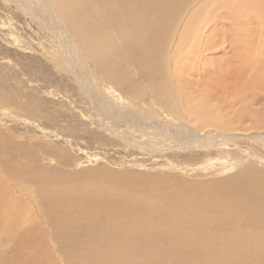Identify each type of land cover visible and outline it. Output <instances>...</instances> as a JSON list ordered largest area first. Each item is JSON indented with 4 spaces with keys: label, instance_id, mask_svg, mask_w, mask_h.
<instances>
[{
    "label": "rangeland",
    "instance_id": "obj_1",
    "mask_svg": "<svg viewBox=\"0 0 264 264\" xmlns=\"http://www.w3.org/2000/svg\"><path fill=\"white\" fill-rule=\"evenodd\" d=\"M20 1L0 0V191L12 196L8 202L0 192V264H79L81 257L101 264L105 251L121 237L133 253L131 264L136 259L181 264L199 261L197 256L211 252L221 232L228 231H246L254 237L251 243L262 239L263 252L250 264H264V87L252 86L264 48L244 61L236 28L222 15L209 22L219 0H78L66 14L59 0L50 5L29 0L42 9L41 18L26 14ZM55 6L63 19L55 17ZM49 8L55 11V24ZM205 8L207 22L199 15ZM195 14L198 43L176 59V32ZM45 25L63 28L88 69L76 66L72 73L64 65L57 34ZM76 72H82L87 85L93 80L90 90L105 93L113 87L117 94L107 101L133 118L144 117L140 128L146 127L148 136L123 121L99 117ZM189 105L204 107L228 127L200 128L187 112ZM259 120L263 125L255 127ZM152 124L163 134H150ZM106 129L121 132L131 144ZM172 132L176 141L169 138ZM150 141L157 144L151 147ZM109 185L116 191L157 190L167 210L188 200L202 212L203 222L223 214L213 219L221 220L215 223L218 231L201 233L206 249L191 247L181 254L161 215L149 232L133 229V217L145 213L144 205L131 207L110 198L97 207L99 202L84 195L71 203L73 220H63L58 211L52 219L46 200L44 205L39 201L43 187ZM111 219L127 223L130 231L111 227Z\"/></svg>",
    "mask_w": 264,
    "mask_h": 264
},
{
    "label": "bare ground",
    "instance_id": "obj_2",
    "mask_svg": "<svg viewBox=\"0 0 264 264\" xmlns=\"http://www.w3.org/2000/svg\"><path fill=\"white\" fill-rule=\"evenodd\" d=\"M38 1H41V0H38ZM45 1H46V3H49V5L51 4L50 0H45ZM72 1L78 2V0H59L61 7H62L61 9L64 13L66 11H68V9H71ZM20 3H22V0L20 1ZM34 3H35V1H34ZM37 3H35V4H37ZM22 4H23L22 7L26 6L25 7L26 9L24 10L26 14H28L30 16H32V15L35 16V14H36L35 17H39V18L42 17V14H41L42 9L39 8L38 6L33 7V4H31L29 0H24V3H22ZM80 4H83V3H80ZM215 4H216V7L213 9L214 14L209 16V19H210L209 22H211V21L214 22L217 16H221V15L224 16L228 20L231 27L236 28L237 40L239 41L238 42L239 50H242V53H243L242 56L244 57V61L245 60H251L252 58L256 57L258 55V50H260V48H264V0H219ZM46 5H48V4H46ZM158 6H160V4H158ZM55 7H54V9L57 13V16H55V15L54 16L57 17L58 20L63 19V18H59L58 10H56L57 7L56 8ZM80 7H81V5H80ZM49 9H50L49 13L52 14L50 18L55 24L56 21H55V18L53 16V14H55L54 13L55 11L53 10V8L52 9L49 8ZM221 9L223 10L222 13H218V11ZM207 12H208V10L206 8L204 9V11L201 10L199 12V15L204 16L202 18V20H204L206 22L208 21V20H206L207 18H205V14H207ZM73 15L76 16L75 14H73ZM196 19L197 18H196V14H195L191 17V20L188 22V24H186L184 26L183 29L176 32V37H175L176 48H175L174 58L177 59L179 56L181 57L182 55H184L183 53H184V50L187 49L186 47L191 46L192 44L195 45L196 43H198L197 36H199V35L196 34L197 33L196 30L198 27L197 26L198 23H196ZM79 20H81V19H79ZM73 21L74 20H72L71 23H73ZM45 26L47 27V29L51 30V32H54V35L57 34V38H58L57 46L62 50L61 55H62L63 63H65L64 65H66L67 68L72 71V73H73L74 69L76 68V66H79V67L82 66L84 69H88L87 65H86L87 62L85 63L84 61H80L81 60V58H80L81 52L79 53L78 50H75V48L71 47V45L69 44L70 39L69 40L67 39V36H66L67 33H65V31H63V28L59 29V26H56V28L55 27L51 28L50 25L49 26L45 25ZM73 26L76 27L77 31L80 30V26H78V27H77V25H73ZM84 30H85V28H84ZM86 40H87L86 43H89L91 45V43L88 41V39H86ZM263 51H264V49H263ZM255 54H257V55L255 56ZM239 55H241V53H239ZM239 55H237V56L242 57ZM82 58H83V56H82ZM169 58L170 57H169V53H168V55L165 56L164 61L168 62ZM83 62H84V64H83ZM255 69L257 70V74H256L254 81L252 82V84H253L252 86L264 87V71L261 72V70H264V59L257 64ZM80 71H81V69H80ZM76 75H77L76 76L77 82L80 85L79 87H81V90L83 92H85V94L88 96L89 99L92 100V104L94 105V110L97 112V115L99 117H103V115H105L107 117L110 116L109 117L110 120L113 119L115 121L116 120H119L121 122L123 121L124 123L130 124L134 128L135 127L139 128L140 132H145V135L148 136V134L146 133L147 130L145 129L146 127L140 128V126L143 125V122L141 123V121H143L144 117L142 119L133 118V116H129L123 112L124 109H123V107L121 108V105L115 106V105H112L113 103L111 104L109 102L110 100L107 101V99H108L107 96H109V95L114 96L115 93L117 94V92L115 91V89H113V87L110 86V88H108L107 92H105V93H103L97 89L90 90L89 87L93 88L92 85H94L93 80L91 81V83L89 82V85H90L89 86V85H87V81L85 80V77L82 74V72H80V74L76 72ZM101 80H104V79H101ZM101 80H99V81H101ZM101 82H103V81H101ZM118 99H120L119 100L120 102L123 101L121 98H118ZM201 106H204V105L202 104ZM201 106H195V105L190 106L189 105L187 107L188 114L196 121V123L199 122L200 128H204L206 126L208 127L209 125H214V126H218V127H222V128L228 127V124H229L228 122H225V121L220 122L221 119H218L219 117L217 118L216 115L209 113V111H207V109L204 108L205 106L203 108ZM136 114L142 116L141 113H139L138 111L135 112V115ZM168 118H169V116H168ZM106 120L103 119V123H104V121L106 123ZM100 121H102V119H100ZM134 123H137V126H139V127L133 125ZM104 125L107 126L106 124H104ZM153 125L154 124H152V127H151L153 129V131L150 134L153 135V134L161 133V135H162L163 130L160 129V130H162V131H160L159 129L156 128V126L154 128ZM182 125L183 124H179L178 128L183 127ZM262 125H263V123L260 122V120L255 122V124H254L255 127H260ZM164 129H165V131H169V129H167V128H164ZM182 129L185 133H188V134L193 133V130L188 129L187 126L183 127ZM204 129H206V128H204ZM106 130L109 131L111 135L118 136V138L123 139L125 142H128V143L130 142V140L122 138L123 134H121V132H120V134L119 133L116 134L115 132H113L109 129H106ZM168 134H169V138L171 140H174V141L177 140V139H175V138H177L176 134H175V137H173L174 136L173 132H172L173 135L170 133H168ZM153 136H155V135H153ZM132 140L134 141L135 144H138L135 142L136 140L134 138H132ZM198 141H199V139H198ZM129 144H131V142ZM150 144H151L150 146L153 147L157 143L154 141H152V142L150 141ZM177 144H179V143H177ZM139 145H141V144H139ZM141 147H143L144 150L145 149L147 150V146H145V144H142ZM235 166H237V165H235ZM225 170H228V168ZM12 175H14V173ZM14 176L19 178V176L16 174ZM15 181H17V180H15ZM263 182H264V180H263ZM112 186H114V185H109L108 187H105V188L86 187V188H82V189H77L75 187H66L64 189H59V190L53 189L51 191L47 190L46 188L43 187L44 189L43 188L40 189L41 191L39 192V194H40L39 195V201L41 202L42 205H44L43 202L46 200V204L49 206V208L52 209L51 218L58 211L59 216H57V217L62 218L63 220H73V218L70 215V211H71L70 208L72 205L71 203L72 202L73 203L78 202L79 200H81L80 197H82L84 195H89V196H91V198H93L97 202H99L100 204L97 203V207H101V204H102L101 202L102 201L104 202V200L107 201L110 198L117 199V200L121 201L122 203L124 202L125 205L131 206V207L132 206L135 207L138 204L144 205L146 208L145 213H142L140 215L135 214L133 217V220H137V221H135L136 226H134L133 229H136L137 231H140L142 233L147 232L148 228H150L153 225L152 220H155L156 215H161V217L165 221L166 226H168L167 228L171 231L173 239L175 241V244L173 243L174 245H176L174 250H175V252L178 251L180 253L183 251H187V250L191 249V247L206 249V246H205L206 243L202 241L203 239H201V237H202L201 233H205L204 235H206L209 233L210 234L217 233V231H218L217 228L215 227V223H217L221 220H213V219L214 218L219 219L222 217L223 214L219 215L217 213L215 216L210 217V219H208V217H207V221L203 222L202 218H204V216L202 217V215H203V214H201L202 212L200 213L199 212L200 210H197L196 208H194L195 205H193V203L189 202L188 200L181 201L177 206L174 205V207H172L170 210H167L166 206H165V202H162L161 192L158 193L157 190L156 191L153 189L148 190V189H145L146 187L144 186L145 188L144 187H142V188L126 187V188H122L121 190L116 191L117 190L116 187H112ZM222 189H224V188H222ZM0 192L3 193L1 199L8 201V202L12 199V196L10 195L11 193H9L8 191H6L7 193L5 192V194H4V190H3V192L2 191H0ZM240 195H241V193H240ZM185 210L187 212H184ZM182 212H183V215H182ZM214 213H212V214H214ZM200 214H201V216H200ZM55 215H57V213ZM114 216H117V218H118L119 215H114ZM128 216H129V214H128ZM92 217H94V216H91V218ZM130 219L132 220V218H130ZM111 220H112V223L110 224L111 227L117 228V229L119 227L120 229H118V230H120V232L129 230V228H130L127 223L123 222L122 224H120V223L115 222L114 219H111ZM120 221H123V220H120ZM73 222L75 223V220ZM137 225L140 227H138ZM190 225H191V227H188ZM107 226H109V225L107 224ZM112 230H114V229H112ZM245 232H242V231H239V232H229V231L228 232H221L222 235L220 234V236H219V238H221V242L219 244H217L216 246H211L210 247V249L212 250L211 252L207 251V252L203 253V251H202L203 254L200 256H197V258H199V261L189 260V261H187L185 263H181V264H250L254 261L255 256H258L260 253L263 252V251L261 252L262 239L255 237L256 242L251 243L250 240L254 239V237L250 236L249 234H247ZM133 233H135V231ZM135 235H137V234H135ZM200 235H201V237H200ZM121 236H123V235H121ZM215 236H217V235H215ZM126 239L127 238H125V237H121L120 239H118V241L112 243L111 245L109 244L110 247L107 249V251H105V254L101 259V264H131L130 258L133 257L132 256L133 253L130 255L131 250L128 247L127 242H125ZM138 239H140V238H138ZM112 242H113V240H112ZM241 256H245V258H243L242 260L239 259ZM211 258H213V261L211 260ZM201 259H202V261H201ZM135 262H136V264H148L147 262H144L143 260H140V259H136ZM79 264H95V262H93V260H91L89 258L81 257Z\"/></svg>",
    "mask_w": 264,
    "mask_h": 264
}]
</instances>
